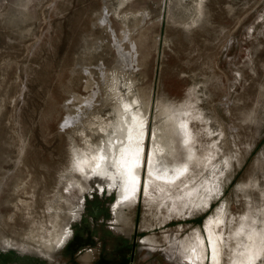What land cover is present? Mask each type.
<instances>
[{
    "label": "rangeland",
    "instance_id": "1",
    "mask_svg": "<svg viewBox=\"0 0 264 264\" xmlns=\"http://www.w3.org/2000/svg\"><path fill=\"white\" fill-rule=\"evenodd\" d=\"M0 264H264V0H0Z\"/></svg>",
    "mask_w": 264,
    "mask_h": 264
},
{
    "label": "bare ground",
    "instance_id": "2",
    "mask_svg": "<svg viewBox=\"0 0 264 264\" xmlns=\"http://www.w3.org/2000/svg\"><path fill=\"white\" fill-rule=\"evenodd\" d=\"M121 197V196H120Z\"/></svg>",
    "mask_w": 264,
    "mask_h": 264
}]
</instances>
